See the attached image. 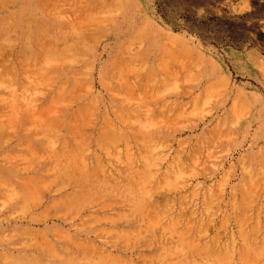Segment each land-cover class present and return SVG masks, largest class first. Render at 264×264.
Returning <instances> with one entry per match:
<instances>
[{"label":"rangeland","instance_id":"374dc122","mask_svg":"<svg viewBox=\"0 0 264 264\" xmlns=\"http://www.w3.org/2000/svg\"><path fill=\"white\" fill-rule=\"evenodd\" d=\"M0 264H264V0H0Z\"/></svg>","mask_w":264,"mask_h":264}]
</instances>
